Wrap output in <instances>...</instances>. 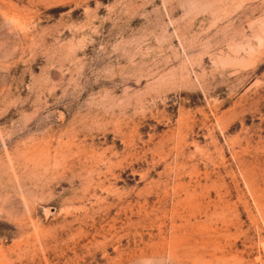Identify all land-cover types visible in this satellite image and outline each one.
Here are the masks:
<instances>
[{"label":"rangeland","instance_id":"374dc122","mask_svg":"<svg viewBox=\"0 0 264 264\" xmlns=\"http://www.w3.org/2000/svg\"><path fill=\"white\" fill-rule=\"evenodd\" d=\"M0 264H264V0H0Z\"/></svg>","mask_w":264,"mask_h":264}]
</instances>
